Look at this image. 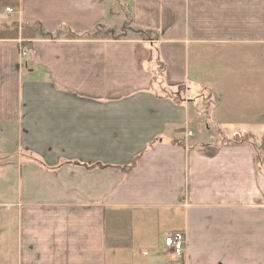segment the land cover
I'll return each mask as SVG.
<instances>
[{
	"label": "crops",
	"instance_id": "crops-1",
	"mask_svg": "<svg viewBox=\"0 0 264 264\" xmlns=\"http://www.w3.org/2000/svg\"><path fill=\"white\" fill-rule=\"evenodd\" d=\"M10 7L0 8V28L19 32L0 38L9 264H264L254 144L264 138V0ZM25 24L51 35L27 40L30 58L19 49ZM172 231L186 233L183 256L161 243Z\"/></svg>",
	"mask_w": 264,
	"mask_h": 264
},
{
	"label": "trees",
	"instance_id": "trees-1",
	"mask_svg": "<svg viewBox=\"0 0 264 264\" xmlns=\"http://www.w3.org/2000/svg\"><path fill=\"white\" fill-rule=\"evenodd\" d=\"M17 5V0H0V8H5L6 6H15ZM18 27L10 26L7 28H0V38H11V37H16L18 35ZM21 36L23 39L29 40V38H37L39 36H51L48 33H45L44 29L38 25V24H25L22 26L21 29ZM101 34H98L100 36ZM76 35L69 34L67 37L73 38ZM175 98L181 100V96L179 94V87L176 89L174 92ZM173 95V96H174ZM251 137L250 136H242L240 134H236L231 140L235 142H241V141H246L249 140ZM257 151V159L260 164V167L264 165V138L261 140L259 143H254ZM132 164L128 166V168H132Z\"/></svg>",
	"mask_w": 264,
	"mask_h": 264
},
{
	"label": "built area",
	"instance_id": "built-area-1",
	"mask_svg": "<svg viewBox=\"0 0 264 264\" xmlns=\"http://www.w3.org/2000/svg\"><path fill=\"white\" fill-rule=\"evenodd\" d=\"M5 11L9 14H13L15 9L13 7H6ZM20 55L22 58H30L34 53V48L29 41H25L23 38L19 41ZM187 137L193 136V131L188 130L186 132ZM186 233L184 231H172L165 236L164 243L168 252L176 255L183 256L186 251ZM147 254V252H144Z\"/></svg>",
	"mask_w": 264,
	"mask_h": 264
},
{
	"label": "rangeland",
	"instance_id": "rangeland-1",
	"mask_svg": "<svg viewBox=\"0 0 264 264\" xmlns=\"http://www.w3.org/2000/svg\"><path fill=\"white\" fill-rule=\"evenodd\" d=\"M194 128H195V130H197V135L195 137V139H197L200 137L199 128L197 127V125H195ZM9 165H10L9 161L4 160V159H0V186H2V185L9 186L10 183H12L14 181V179L12 178V173L10 172V170H8ZM0 197H1L0 200L2 201L3 200L2 196H0ZM166 234H165V236H166ZM165 236L163 234H161V237H162L161 243L163 245H165V243H164ZM0 251L4 252L3 254L0 255V264H9V258L7 256V249H2L1 245H0Z\"/></svg>",
	"mask_w": 264,
	"mask_h": 264
}]
</instances>
